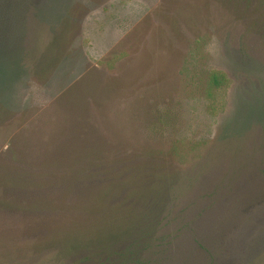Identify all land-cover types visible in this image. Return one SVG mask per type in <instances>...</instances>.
<instances>
[{"label":"rangeland","instance_id":"374dc122","mask_svg":"<svg viewBox=\"0 0 264 264\" xmlns=\"http://www.w3.org/2000/svg\"><path fill=\"white\" fill-rule=\"evenodd\" d=\"M91 72L119 85L96 125L176 163L172 205L145 247L106 236L70 257L36 255L0 212V264H264V0H0V201L12 140L45 145Z\"/></svg>","mask_w":264,"mask_h":264},{"label":"trees","instance_id":"16d2710c","mask_svg":"<svg viewBox=\"0 0 264 264\" xmlns=\"http://www.w3.org/2000/svg\"><path fill=\"white\" fill-rule=\"evenodd\" d=\"M48 58L57 61V56ZM95 75L89 73L57 100L64 113L45 145L27 147L29 153L12 140L8 148L11 164L2 177L7 191L0 212H10L29 226L23 238L35 239L36 255L55 249L70 257L79 254L86 240L100 242L106 236L113 243L145 247L173 202L180 178L176 163L152 147H128L120 134L110 131L111 125L105 130L96 125L91 112L119 85L102 84ZM212 80L219 82L216 75ZM5 90L0 89L6 97L0 99V122L11 107ZM55 214L66 220L46 226Z\"/></svg>","mask_w":264,"mask_h":264}]
</instances>
